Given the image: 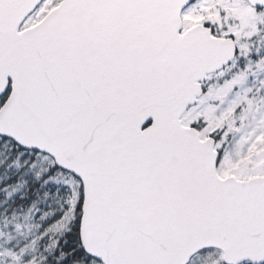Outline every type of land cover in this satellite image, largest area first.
I'll list each match as a JSON object with an SVG mask.
<instances>
[{"label":"snow or ice","instance_id":"6c2138e0","mask_svg":"<svg viewBox=\"0 0 264 264\" xmlns=\"http://www.w3.org/2000/svg\"><path fill=\"white\" fill-rule=\"evenodd\" d=\"M0 264H264V0H0Z\"/></svg>","mask_w":264,"mask_h":264}]
</instances>
